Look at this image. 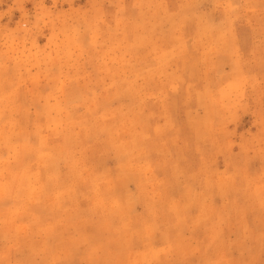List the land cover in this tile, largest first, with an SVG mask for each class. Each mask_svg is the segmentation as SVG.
I'll use <instances>...</instances> for the list:
<instances>
[{
	"label": "rangeland",
	"instance_id": "374dc122",
	"mask_svg": "<svg viewBox=\"0 0 264 264\" xmlns=\"http://www.w3.org/2000/svg\"><path fill=\"white\" fill-rule=\"evenodd\" d=\"M0 264H264V0H0Z\"/></svg>",
	"mask_w": 264,
	"mask_h": 264
},
{
	"label": "bare ground",
	"instance_id": "6f19581e",
	"mask_svg": "<svg viewBox=\"0 0 264 264\" xmlns=\"http://www.w3.org/2000/svg\"><path fill=\"white\" fill-rule=\"evenodd\" d=\"M161 20V19H160Z\"/></svg>",
	"mask_w": 264,
	"mask_h": 264
}]
</instances>
